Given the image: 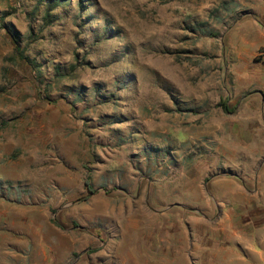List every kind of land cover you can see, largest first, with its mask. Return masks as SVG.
Instances as JSON below:
<instances>
[{
	"label": "rangeland",
	"instance_id": "1",
	"mask_svg": "<svg viewBox=\"0 0 264 264\" xmlns=\"http://www.w3.org/2000/svg\"><path fill=\"white\" fill-rule=\"evenodd\" d=\"M262 9L0 0V264H158L188 222L203 264H230L223 220L264 234ZM37 228L55 258L7 260ZM255 241L246 264H264Z\"/></svg>",
	"mask_w": 264,
	"mask_h": 264
},
{
	"label": "crops",
	"instance_id": "2",
	"mask_svg": "<svg viewBox=\"0 0 264 264\" xmlns=\"http://www.w3.org/2000/svg\"><path fill=\"white\" fill-rule=\"evenodd\" d=\"M261 16L264 17V9H262V11H261ZM255 29H256L255 32L258 35L256 37L255 42L251 46L258 50V48H264V32L261 31L259 25H257V24H256ZM261 54L264 55V53H261ZM248 83H250V82L248 81ZM261 99H262V101H264V95H260V100ZM262 104H264V103H262ZM258 113L264 114V105L259 106V112H258V110L255 113H253L252 111H248V114H258ZM248 122L246 121V123H248ZM241 138H243V137H241ZM248 144H251V143H248ZM236 190L237 189H235V191L232 192L233 194H231V195H235V193L237 192ZM223 197L227 198V197H229V194L223 193L222 198ZM233 198H235V197H233ZM239 200H240V198H239ZM239 200L235 199V203H236L235 207H241L239 205H242L243 207L244 206L247 207L250 205V203H247V204L242 203V202H239ZM237 210H238V208H237ZM237 210L235 209V212H238ZM239 210H241V209H239ZM223 215H225V214H223ZM239 215H241V216L239 217ZM243 215H245V214H241V211H239L238 213H235V215L233 214L231 224L224 225V220H223L222 221L223 223H221L219 228H217V230L220 231V233H222V234L227 233V234L231 235L229 237V240H228L229 242L226 244V246H231V248L232 247L235 248V252L234 251L232 252L233 253V255H232L233 259H232V263H230V264H242L243 262H244V264H246V263H248L247 259H249V258H252L254 261V259H256L255 257H257V255H258V253L257 252L255 253L254 251H255L257 246H258V248H260L259 245H256V241H255L256 239H258V241L260 242L259 243L260 245H264V238H262V237H264V234H262V233L257 234L256 232L254 233L253 230L251 231L250 222L245 223V222L241 221V219H243L242 218ZM236 216H238V218ZM188 223H189L188 225H190L189 227L187 226L186 223H185L184 228L180 227V225H178V226L173 225L170 227L172 229L170 231H172V232L166 241L168 244L167 253H164V254L159 253L158 264H203V262H202V260H203L202 255L203 254H202V250H201L202 248H197V243L196 242L193 243L192 237H191V231H192V229H194L193 224L196 225L197 223H195V222H191L192 224H190V222H188ZM174 227H176V228H174ZM252 229H253V227H252ZM195 230H196V227H195ZM32 233H36V234L35 235H29V236L24 237V238L14 237V238H11L10 241L7 240L6 244L4 245L5 251H3L6 254L7 260L11 259V260H18L19 262H21L22 260L32 259V258L42 259V257H43L44 260H46L47 258L50 259L51 256H53L52 259L55 258L56 251L54 252L53 247H50V246L48 247L45 245L47 248V250H46L45 246L42 245V243L46 244V240H45V237L42 236V234H41V228L35 229ZM28 240L33 241L35 243V245H33L31 248H29ZM182 240H183V242H182ZM21 241H27V242H26V244L19 245V243ZM9 242H12L14 244L11 245V244H9ZM181 242L183 243V245L186 244V247H183ZM75 243L77 244V246L79 248L87 245V242L83 243L80 241V239H76ZM191 245L195 246V249L193 250V252H191ZM85 247L86 248L85 249L83 248L82 252L79 253V251H77L79 256L81 254L86 253L88 245ZM185 248H186V250H185ZM242 248L245 251H248L249 254H247V255H244V253L242 254V252H243ZM49 252H51V254ZM48 253L50 255H48ZM75 253H76V250L73 249L71 251H65L63 253V256H65L67 259H69V255H74ZM0 258L3 259L2 256H0ZM79 258L80 257H78V261L74 262L73 264H94L93 262H89V260H88L89 257H87L86 261L81 260V262L79 261ZM217 259H219V256L217 257ZM221 259H223V258H221ZM26 263L27 262L25 261V264ZM12 264H16V262L12 263ZM227 264H229V263H227Z\"/></svg>",
	"mask_w": 264,
	"mask_h": 264
}]
</instances>
